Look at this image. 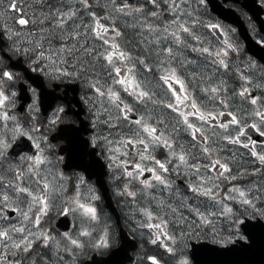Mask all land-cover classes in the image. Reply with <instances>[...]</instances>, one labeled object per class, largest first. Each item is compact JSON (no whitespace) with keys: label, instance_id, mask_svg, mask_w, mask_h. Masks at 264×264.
I'll use <instances>...</instances> for the list:
<instances>
[{"label":"snow or ice","instance_id":"6c2138e0","mask_svg":"<svg viewBox=\"0 0 264 264\" xmlns=\"http://www.w3.org/2000/svg\"><path fill=\"white\" fill-rule=\"evenodd\" d=\"M204 3L0 0V264H77L85 248L113 246L107 225L100 229L94 188L81 175L65 176L46 154L35 104L30 130L10 114L16 93L5 85L17 76L5 60L14 56L31 72L82 82L90 93L89 143L104 151L120 182L116 194L142 218L133 231L146 230V242L163 250L146 264H165V256L169 264H192L194 241L251 247L241 226L264 221V66L257 72L255 62L232 59L239 48L221 25L197 15L194 5ZM201 28L225 38L214 45ZM63 115L57 108L49 125ZM22 136L36 151L14 161L10 141ZM177 169L187 181L183 194L168 178ZM61 197L60 214H76L80 223L57 236L42 221Z\"/></svg>","mask_w":264,"mask_h":264},{"label":"flooded vegetation","instance_id":"af4514ba","mask_svg":"<svg viewBox=\"0 0 264 264\" xmlns=\"http://www.w3.org/2000/svg\"><path fill=\"white\" fill-rule=\"evenodd\" d=\"M226 9V16L222 17L219 13L214 11L211 6V0H205L203 5H194L198 7L197 15L204 24L219 23L224 31L227 33V38L231 40L239 48V54H233L232 59L237 63L253 61L256 64L254 71L259 72L264 62L256 56L251 49H264V32L258 20L253 16L246 5L253 9H262V17L264 19V0H212ZM75 2V0H73ZM104 2V0H102ZM14 15V14H11ZM11 24V21H6ZM244 30H243V25ZM200 32L210 39L212 43L217 44L218 39L222 40L223 33L217 32L213 36L207 29L201 28ZM250 37V38H249ZM248 38L252 39L248 42ZM195 58V54H189ZM5 65L9 70L13 71L17 79L12 82H6V88L14 91L16 96L13 98V104L9 107L10 114H15L20 122L24 125L26 130H30L29 117L33 113L29 109V105L35 104L38 109L34 114L36 115V125L41 128V133L47 135V143L50 145L46 149V154L54 160H58L57 168L62 171L65 176L73 177L74 174L81 175L85 178L88 186L94 188L95 193L100 197L96 201V206L101 214L100 229L103 228V212L109 214V223L106 224L109 228L110 234L113 238V246L109 249H94L91 247L85 248L77 257V264H85L91 261H101L108 258L114 250H118L122 245V231L126 233L131 240V243L136 242L135 248H128L120 252L121 256L116 260L124 262V264H146V256L157 255L163 253L162 249L157 246L147 243V237L144 234L146 230L133 231L136 223L142 218L134 213L127 202V198L120 197L116 194V188L119 181L112 179L111 170L107 167L108 161L105 158L104 151L99 146H93L89 143L92 130L90 128L91 115L88 111V105L84 102V97L89 95L88 90L83 86V83L68 81H53L47 76L40 73L31 72L28 70V62L21 61L18 57H13L11 61L5 60ZM151 79V76H149ZM60 83V87L56 84ZM240 82L230 80L229 86L239 88ZM256 94H259L257 91ZM238 99V98H237ZM64 108L66 115L56 125H49L48 120L53 116L57 108ZM171 118V117H169ZM39 136L40 133H36ZM253 139H257V135L252 133ZM24 137L27 146L24 150L12 153V149L19 138ZM17 137L15 141H10L12 147L8 149V155L14 161H18L19 156L25 154H32L35 148L32 141L27 136ZM188 138L182 139V143L186 142ZM44 142H41V147H44ZM235 151V149H233ZM243 151V150H241ZM228 155V153H224ZM157 158H163L160 152H157ZM170 168L173 165L169 166ZM183 169H177L175 172H170L168 178L173 181V188H179L181 194L185 192V187L181 183H186V177L183 174ZM74 180L68 181L67 187L69 191L65 195H71ZM107 188L108 197L112 200L118 216L106 205V196L103 187ZM83 191V188H82ZM63 206V197L53 202V207L48 215L42 221L45 229L53 235L59 236L65 231L77 230V225L80 220L76 214L64 216L60 214V208ZM11 214V213H10ZM14 215V214H13ZM64 217V221L61 220ZM66 217V218H65ZM58 218L57 224H55ZM48 221L45 225L44 222ZM63 222V223H59ZM252 225L251 228L248 224ZM264 221L254 220L248 221L242 225V231L246 234L251 229L262 227ZM257 225V226H256ZM97 230L93 235L96 237L100 231ZM134 241V242H133ZM193 243H202V241H194ZM193 245V244H192ZM243 246V245H241ZM192 246L188 249V256L195 263L192 257ZM123 255V256H122ZM129 258V259H127ZM101 259V260H100ZM127 259V261H126ZM257 262V261H256ZM165 264H169V258L165 256Z\"/></svg>","mask_w":264,"mask_h":264},{"label":"water","instance_id":"95a60500","mask_svg":"<svg viewBox=\"0 0 264 264\" xmlns=\"http://www.w3.org/2000/svg\"><path fill=\"white\" fill-rule=\"evenodd\" d=\"M211 6L213 7L214 11L219 13L222 17L226 16V9H224L221 5H219L217 2L211 0ZM251 11H253V16L258 20L259 24L262 26V30L264 32V19L262 17V9H253L246 5ZM243 25V24H242ZM243 25V30H244ZM250 38V37H249ZM248 38V42H252ZM251 44V43H250ZM251 51L258 56L262 61L264 62V49L260 48H252ZM27 146L26 139L24 137L20 138L16 143L14 148L12 149V153H15L17 151L24 150ZM102 183H100L101 185ZM180 184L185 187L184 183ZM104 190V194L106 196V205L117 214L116 208L110 199L108 197L107 188L105 187V183L101 185ZM66 218V217H65ZM61 220L64 221V217H61ZM58 218L55 221V224H57ZM59 223H63L60 222ZM251 228H253L252 225L255 224H248ZM247 234H250V243L251 247L246 248L245 246H240L239 248L235 250H226V249H220L218 246H212L209 244L201 243V244H194L192 248V257L195 261L194 264H264V225L262 227H258L256 230L251 229L247 232ZM134 242V241H133ZM136 242L131 243V240L129 239L128 235L122 231V245L118 250H114V252L106 259H100L101 261H91L87 262L85 264H124L120 260H116V258L121 256L122 251L127 250L128 248H135ZM123 253V252H122ZM123 256V255H122ZM129 259V258H127ZM126 259V261H127ZM257 261V262H256Z\"/></svg>","mask_w":264,"mask_h":264},{"label":"rangeland","instance_id":"374dc122","mask_svg":"<svg viewBox=\"0 0 264 264\" xmlns=\"http://www.w3.org/2000/svg\"><path fill=\"white\" fill-rule=\"evenodd\" d=\"M103 223H102V226L104 227L106 224L109 223V214L108 213H105L103 212ZM48 221L44 222L43 224L45 225Z\"/></svg>","mask_w":264,"mask_h":264}]
</instances>
